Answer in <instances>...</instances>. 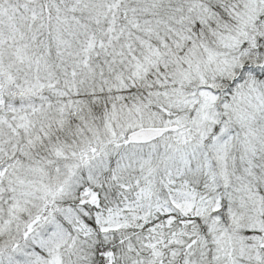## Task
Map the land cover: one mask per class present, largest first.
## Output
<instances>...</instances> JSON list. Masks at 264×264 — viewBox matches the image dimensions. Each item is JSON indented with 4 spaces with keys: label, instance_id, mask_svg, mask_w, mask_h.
Listing matches in <instances>:
<instances>
[{
    "label": "snow or ice",
    "instance_id": "snow-or-ice-1",
    "mask_svg": "<svg viewBox=\"0 0 264 264\" xmlns=\"http://www.w3.org/2000/svg\"><path fill=\"white\" fill-rule=\"evenodd\" d=\"M0 264H264V0H0Z\"/></svg>",
    "mask_w": 264,
    "mask_h": 264
}]
</instances>
